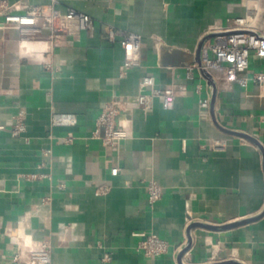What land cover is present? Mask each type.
Wrapping results in <instances>:
<instances>
[{"label": "crops", "instance_id": "0c3cea01", "mask_svg": "<svg viewBox=\"0 0 264 264\" xmlns=\"http://www.w3.org/2000/svg\"><path fill=\"white\" fill-rule=\"evenodd\" d=\"M0 1L93 21L49 50L0 32V264H23L42 243L51 264H264V84L252 81L264 59L250 58L246 87L190 62L201 41L245 21L264 35V0ZM128 34L138 37L139 61L123 73ZM145 76L175 91L172 109L159 98L138 104L150 92L140 88ZM109 103L126 135L117 145L93 136ZM20 112L25 129L13 136ZM54 114L76 123L52 127ZM151 181L161 188L153 205ZM140 233L166 241L167 254L146 258Z\"/></svg>", "mask_w": 264, "mask_h": 264}, {"label": "built area", "instance_id": "2783aa9c", "mask_svg": "<svg viewBox=\"0 0 264 264\" xmlns=\"http://www.w3.org/2000/svg\"><path fill=\"white\" fill-rule=\"evenodd\" d=\"M250 1V0H248ZM17 5H8L0 1V32L6 29L17 30L20 34V44L27 41H38L46 45V49L57 46L62 38L76 39L80 33L91 31L93 28L92 19L74 10H67L62 13L53 7H31L19 13ZM248 21L242 25L226 29L215 35L213 43L202 46L201 65L197 66L201 73L210 74L213 70H221L226 83H237L240 87H246L248 77L246 73L250 68V58L264 59V35L258 34L248 25ZM43 33H46L42 37ZM113 34L110 38H113ZM122 50L124 57L123 73L128 69L138 66L139 61V40L136 35L128 34L123 38ZM188 77L191 78L190 73ZM252 81L257 85L264 84V71L255 73ZM153 78L145 76L140 81L142 90L150 88L148 94L138 96V104L146 107L153 98H159L166 109H172L175 91L171 88L156 89ZM207 101L199 102L201 109H207ZM119 117V110L114 103L107 104L95 120L93 136L107 145H117L124 140L126 135L119 130L116 121ZM76 123L73 114H54L50 118L52 127H73ZM23 114L20 112L14 119L13 136L24 132ZM71 138L67 137L66 142L70 143ZM214 151L225 150L224 144L216 142L212 145ZM111 174L115 176L117 169ZM147 200L149 205L155 204L160 199L161 188L154 182L147 185ZM141 241L138 250L148 259L164 256L169 251L166 241L153 234L140 233ZM19 261V257H14ZM110 257L104 253L102 262H108ZM23 264H51V251L48 245L42 243L31 250L23 258Z\"/></svg>", "mask_w": 264, "mask_h": 264}, {"label": "water", "instance_id": "95a60500", "mask_svg": "<svg viewBox=\"0 0 264 264\" xmlns=\"http://www.w3.org/2000/svg\"><path fill=\"white\" fill-rule=\"evenodd\" d=\"M202 46H203V41L200 42V44L198 45L197 47V50H196V53H195V57L194 59H192L193 61H190V62H196L198 66L201 65V49H202ZM187 65H189V63H187ZM239 225V224H238ZM236 225H230V226H226V227H222V228H215V227H210V229H213V230H223V229H227V228H231V227H234ZM225 264H238V263H225Z\"/></svg>", "mask_w": 264, "mask_h": 264}, {"label": "clouds", "instance_id": "9594fccd", "mask_svg": "<svg viewBox=\"0 0 264 264\" xmlns=\"http://www.w3.org/2000/svg\"><path fill=\"white\" fill-rule=\"evenodd\" d=\"M21 236L23 237L26 245H30L31 244V242H32L31 241V237L23 236V233L22 232H21Z\"/></svg>", "mask_w": 264, "mask_h": 264}, {"label": "bare ground", "instance_id": "6f19581e", "mask_svg": "<svg viewBox=\"0 0 264 264\" xmlns=\"http://www.w3.org/2000/svg\"><path fill=\"white\" fill-rule=\"evenodd\" d=\"M246 2L248 3L249 1L248 0H246ZM29 42H27V41H24V42H22V46H24L25 44H28ZM41 45H43L42 43H40Z\"/></svg>", "mask_w": 264, "mask_h": 264}, {"label": "rangeland", "instance_id": "374dc122", "mask_svg": "<svg viewBox=\"0 0 264 264\" xmlns=\"http://www.w3.org/2000/svg\"><path fill=\"white\" fill-rule=\"evenodd\" d=\"M231 263H234V262H231Z\"/></svg>", "mask_w": 264, "mask_h": 264}]
</instances>
